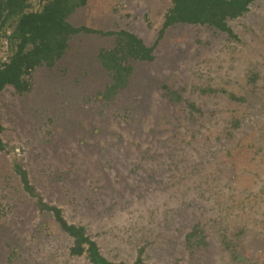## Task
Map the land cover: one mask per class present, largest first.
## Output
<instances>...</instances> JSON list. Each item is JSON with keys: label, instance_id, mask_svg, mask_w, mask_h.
I'll return each instance as SVG.
<instances>
[{"label": "rangeland", "instance_id": "1", "mask_svg": "<svg viewBox=\"0 0 264 264\" xmlns=\"http://www.w3.org/2000/svg\"><path fill=\"white\" fill-rule=\"evenodd\" d=\"M170 5L89 0L69 21L125 29L153 46ZM229 26L235 38L205 26L167 29L154 61L138 63L129 88L108 104L95 99L105 85L95 55L110 45L100 34L75 36L56 67L33 73L29 94L0 93L8 145L0 153V202L12 197L21 212L16 224L9 214L0 219V264H88L70 257L71 241L52 219L19 204L13 158L43 199L85 226L112 262L132 264L143 248V264H264V0ZM7 54L2 43L0 59ZM163 86L199 112L169 101ZM207 89L226 94L201 93ZM43 222L49 228L38 234ZM196 225L203 243L190 249L186 236ZM221 229L239 245L235 258Z\"/></svg>", "mask_w": 264, "mask_h": 264}, {"label": "trees", "instance_id": "2", "mask_svg": "<svg viewBox=\"0 0 264 264\" xmlns=\"http://www.w3.org/2000/svg\"><path fill=\"white\" fill-rule=\"evenodd\" d=\"M0 0V48L2 43L7 46V57L0 59V93L11 88L17 95L29 94L33 89L32 75L40 68L53 69L70 50V44L75 36L80 34H100L109 40L110 45L102 47L95 55L96 63L105 77V85L98 91L97 101L111 103L121 93L125 92L131 83L138 63H151L155 59L154 50L165 31L174 25H197L211 28L235 38L229 21L242 17L255 0H171V5L164 14L162 27L153 46L145 44L142 38L131 31L120 29L101 32L85 26L75 27L69 19L79 9L85 7L89 0ZM165 96L174 104H184L190 113L199 112L193 103L184 100L177 92L162 87ZM202 94H226L224 90L207 89ZM232 101L245 103L244 98L228 94ZM239 119H234L238 126ZM4 127L0 124V153L8 150L3 140ZM219 140V139H217ZM11 172L16 178L15 191L20 193V205L29 204L30 212L40 217L52 219L57 230L70 239L68 254L73 258H84L88 264H126L112 262L100 251L98 244L87 233L85 226L69 223L60 207L46 202L30 179L29 172L14 159L11 161ZM7 205L0 202V219L14 222V216H19L18 203L8 198ZM256 226L257 223L255 224ZM43 222L36 231L43 233L48 230ZM15 230L19 231L18 226ZM221 235L225 250L233 257L239 245L228 240L227 235ZM245 232V227L239 230L238 239ZM204 230L200 225L193 227L186 236V245L192 249L196 244H202L201 236ZM16 236V233L14 234ZM20 244L11 246L9 261L19 253ZM143 248L138 250L132 264H143Z\"/></svg>", "mask_w": 264, "mask_h": 264}]
</instances>
